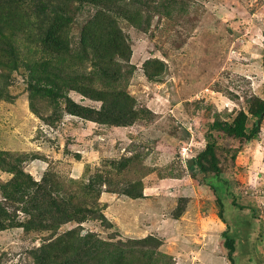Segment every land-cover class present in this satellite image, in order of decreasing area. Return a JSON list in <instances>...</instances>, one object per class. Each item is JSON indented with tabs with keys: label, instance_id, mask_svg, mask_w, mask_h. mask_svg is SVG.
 <instances>
[{
	"label": "rangeland",
	"instance_id": "374dc122",
	"mask_svg": "<svg viewBox=\"0 0 264 264\" xmlns=\"http://www.w3.org/2000/svg\"><path fill=\"white\" fill-rule=\"evenodd\" d=\"M6 1L0 0V201L8 197V209L34 227L0 231V264H36L33 250L49 244L55 247L48 258L56 257L59 239L77 228L113 242L157 238L156 247L141 245L144 255L137 245L128 248L125 264H147L154 252V264H230L226 224L256 247L252 253L240 246L236 264H264V120L259 136L245 143L211 127L247 112L251 96L264 98V0H128L133 13L107 18L129 44L113 51L90 46L80 33L90 39L106 25L104 32L114 30L87 24L96 8L75 0L69 42L54 49L41 42L50 25L35 19V5L23 1L14 13L3 8ZM100 62L109 69L101 71ZM117 96L129 98L138 115L133 125L72 114L70 103L99 110ZM211 141L240 151L227 166L222 158L225 173L193 175L187 160ZM33 195L39 211L29 217L19 210ZM62 207L102 212L115 229L105 232L92 221L58 228L39 216Z\"/></svg>",
	"mask_w": 264,
	"mask_h": 264
},
{
	"label": "trees",
	"instance_id": "16d2710c",
	"mask_svg": "<svg viewBox=\"0 0 264 264\" xmlns=\"http://www.w3.org/2000/svg\"><path fill=\"white\" fill-rule=\"evenodd\" d=\"M23 1H30L36 7L38 12L36 20L42 19L41 22L49 24L50 28L45 30L41 36V42L43 46H49L54 49H59L62 46H67L68 30L66 27L72 28L70 24L74 20L72 16L73 5L75 0H58L57 7L53 9V5L57 0H8L5 5H2L6 10H15V12H22L19 10V5ZM80 4L85 7H91L98 9L96 14H91L88 18L87 24L90 22L93 27L101 21L109 23V27L113 28V31L104 32L108 26L104 27L103 31L95 30L92 37L89 39L88 34L84 31H80L82 37L90 42V46H95L100 49V46H108L109 50L116 49V46H129L122 33V30L117 25V22L107 20L113 13L131 12L133 9L129 6L131 2L128 0H78ZM1 5V4H0ZM62 9L64 16H59L58 11ZM53 9V10H52ZM132 11L131 13H133ZM49 20V22H48ZM67 24L63 25V22ZM55 28V29H54ZM70 32V30H69ZM98 56V59H101ZM108 64L100 62L99 67L101 71H104ZM263 68H264V56H263ZM104 99V98H103ZM124 103H121V102ZM129 98L117 96L115 99H111L104 103L99 110L90 108H81L76 104H71L73 107V113L81 116L87 120L101 122L105 124H112L115 126H131L137 119L136 112L127 106ZM248 110H240V112L232 119V121H214L211 124L212 130L218 129L231 137L234 142L245 143L256 139L261 131V125L264 120V98L253 95L247 100ZM130 105V104H129ZM213 139L212 135H209ZM240 151L239 147H230L220 149L214 142L207 143L204 150L198 154L195 158L187 160L186 165L191 173L196 174L201 172L205 174V178L209 179L212 175L219 176L226 172V169L222 164V158H225L227 163H231L236 159L237 153ZM5 201H0V231H5L12 228L22 227L26 231L31 227L29 221H20L17 215V209L12 206L11 209L7 207L8 197H4ZM11 199V198H9ZM15 202H19V197H14ZM38 202L37 195H33L28 199V207L24 204L19 210L21 213H26L29 217H35L39 211L36 205ZM220 210V218L225 222L223 205L218 200ZM55 207L57 202L54 203ZM61 206V205H58ZM43 219L52 221L53 225L60 228L63 224L76 223L82 224L86 221L96 222L99 227L105 232L115 229V225L99 211L91 209H69L62 207L60 209L45 210L42 214H39ZM43 227V226H40ZM80 229V228H77ZM77 229L66 232L59 242V252L48 258L50 251L54 249V244H49L45 247L36 248L33 250L36 259V264H125V252L128 248L134 245L138 246L139 253L144 255L145 250L141 248V245L150 244L152 246H158L159 241L154 236H148L143 240H118L117 242L111 241L114 236L109 239L101 237L100 234L91 232H80ZM222 236L224 238V246L227 250V258L230 264H236V254L240 249V246L247 247L252 253L256 247L251 244L249 240H239L232 232L228 224L223 231ZM50 238H45L43 241H47ZM157 252L152 253L147 264H154L156 260ZM253 261V258H249Z\"/></svg>",
	"mask_w": 264,
	"mask_h": 264
}]
</instances>
